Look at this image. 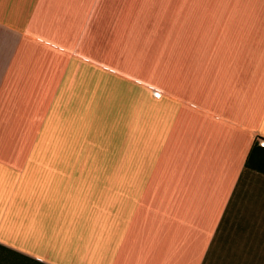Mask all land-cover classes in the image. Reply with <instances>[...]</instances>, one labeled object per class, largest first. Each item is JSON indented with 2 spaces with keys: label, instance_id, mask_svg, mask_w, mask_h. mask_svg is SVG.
Wrapping results in <instances>:
<instances>
[{
  "label": "crops",
  "instance_id": "0c3cea01",
  "mask_svg": "<svg viewBox=\"0 0 264 264\" xmlns=\"http://www.w3.org/2000/svg\"><path fill=\"white\" fill-rule=\"evenodd\" d=\"M259 137L264 0H0L1 250L203 264Z\"/></svg>",
  "mask_w": 264,
  "mask_h": 264
},
{
  "label": "rangeland",
  "instance_id": "374dc122",
  "mask_svg": "<svg viewBox=\"0 0 264 264\" xmlns=\"http://www.w3.org/2000/svg\"><path fill=\"white\" fill-rule=\"evenodd\" d=\"M0 264L40 263L0 249ZM203 264H264L263 164L246 169Z\"/></svg>",
  "mask_w": 264,
  "mask_h": 264
},
{
  "label": "trees",
  "instance_id": "16d2710c",
  "mask_svg": "<svg viewBox=\"0 0 264 264\" xmlns=\"http://www.w3.org/2000/svg\"><path fill=\"white\" fill-rule=\"evenodd\" d=\"M257 153L254 161L250 162L253 153ZM256 164H263L264 165V147H260L256 142L252 145L250 152L246 159V166L249 168H255ZM217 234V233H216ZM215 238V237H214Z\"/></svg>",
  "mask_w": 264,
  "mask_h": 264
},
{
  "label": "built area",
  "instance_id": "2783aa9c",
  "mask_svg": "<svg viewBox=\"0 0 264 264\" xmlns=\"http://www.w3.org/2000/svg\"><path fill=\"white\" fill-rule=\"evenodd\" d=\"M153 95L159 97L160 93L159 92H153ZM257 143L260 147H264V138H262V137L257 138Z\"/></svg>",
  "mask_w": 264,
  "mask_h": 264
}]
</instances>
